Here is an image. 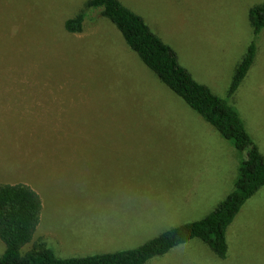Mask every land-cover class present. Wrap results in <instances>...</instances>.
<instances>
[{"label":"rangeland","instance_id":"374dc122","mask_svg":"<svg viewBox=\"0 0 264 264\" xmlns=\"http://www.w3.org/2000/svg\"><path fill=\"white\" fill-rule=\"evenodd\" d=\"M87 1L0 0V86L34 87H0V184L25 183L42 204L21 251L38 239L59 257L136 247L210 212L244 157ZM119 1L237 109L264 156V29L227 95L252 37L248 9L263 0ZM82 10V31L66 32L63 20ZM232 222L225 258L191 239L144 264H264V185Z\"/></svg>","mask_w":264,"mask_h":264},{"label":"trees","instance_id":"16d2710c","mask_svg":"<svg viewBox=\"0 0 264 264\" xmlns=\"http://www.w3.org/2000/svg\"><path fill=\"white\" fill-rule=\"evenodd\" d=\"M86 6L99 11L115 25L126 45L141 62L174 94L209 123L223 138L244 154L233 188L205 216L172 226L136 247L79 256L59 257L42 239L21 251L34 235L42 208L38 193L21 182L0 184V239L4 250L0 264H144L179 244L198 239L219 258L227 252L226 229L244 202L264 185V156L248 133L237 109L226 98L196 81L183 67L174 50L164 43L144 19L119 0H88ZM252 37L232 74L227 95L246 76L264 29V0L247 12ZM85 11L63 20L68 33L82 31Z\"/></svg>","mask_w":264,"mask_h":264},{"label":"crops","instance_id":"0c3cea01","mask_svg":"<svg viewBox=\"0 0 264 264\" xmlns=\"http://www.w3.org/2000/svg\"><path fill=\"white\" fill-rule=\"evenodd\" d=\"M1 88H2V90H3V92H8V91H14V88H22V89H24V88H34V87H21V86H16V87H12V86H4V85H1L0 86ZM19 94H26V92H18ZM233 221V220H232ZM233 223V222H232ZM231 224V223H230ZM229 224V225H230ZM232 225V224H231ZM230 228V227H229ZM228 231H229V229H228ZM227 242V241H226ZM227 248H228V246H227Z\"/></svg>","mask_w":264,"mask_h":264}]
</instances>
